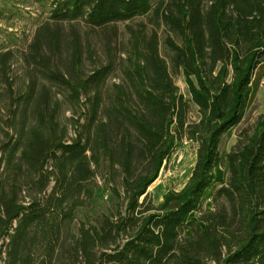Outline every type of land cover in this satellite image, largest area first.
Masks as SVG:
<instances>
[{"label":"trees","instance_id":"16d2710c","mask_svg":"<svg viewBox=\"0 0 264 264\" xmlns=\"http://www.w3.org/2000/svg\"><path fill=\"white\" fill-rule=\"evenodd\" d=\"M149 14L181 38L166 40L172 67L158 31L134 23ZM19 54L21 88L12 76ZM263 62L264 0H53L27 48L0 50L5 264H264V114L226 158L221 148L246 116ZM56 86L86 106L70 141ZM185 140L197 144L192 175L156 203L150 188ZM226 162L228 183L205 207ZM102 189L115 202L79 220Z\"/></svg>","mask_w":264,"mask_h":264},{"label":"rangeland","instance_id":"374dc122","mask_svg":"<svg viewBox=\"0 0 264 264\" xmlns=\"http://www.w3.org/2000/svg\"><path fill=\"white\" fill-rule=\"evenodd\" d=\"M208 2L209 0H204L205 5H207ZM52 8L53 0H0V50L6 48H14L15 50L27 48L33 38L36 27L50 15ZM136 22L146 23L148 25L149 33L154 30L158 31L161 39V55L172 67L175 52L169 48L166 44V40L170 36L177 42L181 43V38H179L176 33L172 32L170 28L164 25L159 19L155 18L153 14L137 18L134 23ZM119 28L121 31L120 43L122 46L128 47L130 35L127 32L126 24H119ZM88 67L90 69L89 64ZM12 76L17 82L16 87L21 88L24 86L25 73L20 54L15 61ZM121 78L122 71L119 70L116 75L111 78L110 86L115 82L121 81ZM175 81L180 87L181 92L186 97L190 98L189 89L184 75H175ZM252 87L253 92L244 120L237 126L233 127L223 139L221 146L223 158H226L227 154L237 144L239 132L247 127L254 126L258 118L264 114V62L255 72ZM53 91L55 92L56 97L63 103L59 121L62 125L70 127V133L67 138V140L70 141L75 136V129L72 126L71 119L73 117L78 118L83 112H85L86 106L70 101L68 98V92L60 87H54ZM0 103L3 108L7 109L9 106L7 93L3 87H0ZM3 114H5V112H3ZM198 117V107L192 104L191 119L196 120ZM2 138L3 133L0 128V139ZM196 159L197 144L185 140L167 162L159 179L155 182L153 187L150 188V193L156 203H160L169 190H180L185 186L192 175ZM218 171V174L216 173L217 178L214 184L215 186L210 188L204 197L203 203L205 207H210L212 205V196L215 193V188L228 183V163L226 162L223 165H219ZM101 184H103V181H101ZM114 202L115 198L111 192L102 189L98 197L99 204L97 208H83V210L79 212L78 219H85L87 212H91L94 215L98 210H106V208L111 206ZM194 219H197L196 214H191L188 217V220ZM202 225L205 226L203 223ZM192 234V229L189 227L186 228L185 235L191 236ZM7 242L8 241H6V243ZM2 244L3 242H0V264H5L6 247L2 246Z\"/></svg>","mask_w":264,"mask_h":264},{"label":"bare ground","instance_id":"6f19581e","mask_svg":"<svg viewBox=\"0 0 264 264\" xmlns=\"http://www.w3.org/2000/svg\"><path fill=\"white\" fill-rule=\"evenodd\" d=\"M218 172H219V171H218V167H217V168H216V173L218 174ZM154 184H155V183H154ZM154 184H153V185H154ZM153 185L151 186V188L153 187Z\"/></svg>","mask_w":264,"mask_h":264}]
</instances>
